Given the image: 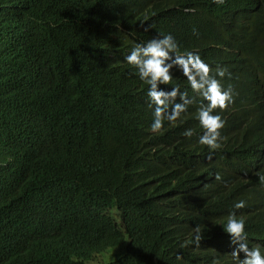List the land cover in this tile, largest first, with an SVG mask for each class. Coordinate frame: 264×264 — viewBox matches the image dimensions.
<instances>
[{
	"label": "trees",
	"instance_id": "16d2710c",
	"mask_svg": "<svg viewBox=\"0 0 264 264\" xmlns=\"http://www.w3.org/2000/svg\"><path fill=\"white\" fill-rule=\"evenodd\" d=\"M156 33L209 64L243 45L264 88V0H0V264H233L222 224L240 199L264 245V184L233 153L209 164L198 100L148 130L147 86L123 56ZM182 81L165 87L191 96ZM257 101L234 97L253 105L236 154L264 146ZM195 224L200 246L181 248Z\"/></svg>",
	"mask_w": 264,
	"mask_h": 264
},
{
	"label": "clouds",
	"instance_id": "9594fccd",
	"mask_svg": "<svg viewBox=\"0 0 264 264\" xmlns=\"http://www.w3.org/2000/svg\"><path fill=\"white\" fill-rule=\"evenodd\" d=\"M213 2L222 4L223 0ZM238 17L239 14L235 15L231 21L238 22ZM142 27L144 31H148L151 25ZM223 27L226 29L224 33L231 30L228 24ZM185 44L186 42L178 45L171 33H156L145 42H135L123 56V62L147 86L145 95L148 107L152 110L148 130L159 133L165 121L174 125L187 112L188 106L193 102L192 98L198 100L193 113V118L201 129L197 143L208 149L209 164L214 162L218 154L233 153L230 160L235 158L231 162L245 164L250 178H254L259 185L264 184V146L261 144L254 152L242 150L239 154L233 149L239 140H243L241 132L253 115L251 103L234 105V97L253 92L258 98L256 124L264 117V103L259 98H264V88L257 64L249 59L243 45H238L231 52L232 57L219 55L209 64L195 49L185 50ZM176 73L181 81L184 80L182 82L189 88L191 96L178 85L165 87L171 84ZM233 115L235 121L225 126V120ZM238 119L243 122L238 124ZM182 135L191 137L193 129L186 128ZM214 179L220 180L221 177L216 174ZM231 207L233 210L224 217L222 229L228 235L229 244L234 246L230 252L233 264H264V245L254 243L250 246L245 231V218L234 211L246 207V202L240 199ZM190 235V240L181 242V248L188 243L200 246L203 237L199 224L191 228Z\"/></svg>",
	"mask_w": 264,
	"mask_h": 264
}]
</instances>
